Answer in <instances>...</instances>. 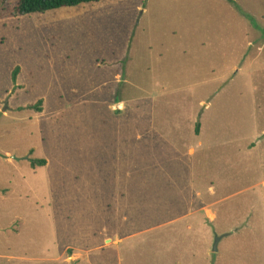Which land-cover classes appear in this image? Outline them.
<instances>
[{
	"label": "rangeland",
	"instance_id": "1",
	"mask_svg": "<svg viewBox=\"0 0 264 264\" xmlns=\"http://www.w3.org/2000/svg\"><path fill=\"white\" fill-rule=\"evenodd\" d=\"M17 1L0 264H264V0Z\"/></svg>",
	"mask_w": 264,
	"mask_h": 264
},
{
	"label": "trees",
	"instance_id": "2",
	"mask_svg": "<svg viewBox=\"0 0 264 264\" xmlns=\"http://www.w3.org/2000/svg\"><path fill=\"white\" fill-rule=\"evenodd\" d=\"M8 0H0V16L3 14L4 8L7 4ZM106 0H18L14 9H13V15L14 16H23L33 13H45L49 10L57 9V8H63V7H73L78 6L80 4L84 3H96V2H102ZM231 2H234L233 0H229ZM239 7V6H238ZM240 9V8H239ZM241 10V9H240ZM241 12L250 18L253 22V24H258L255 18L251 15H249L247 12L241 10ZM20 67L17 66L16 69L13 72V80H17V76L19 74ZM43 100H39L38 105L42 104ZM31 106V108H37L38 111H41V106ZM201 124L199 123L196 127V133L199 134ZM47 161L45 159L40 160H33L32 164L34 166L36 165H45Z\"/></svg>",
	"mask_w": 264,
	"mask_h": 264
},
{
	"label": "water",
	"instance_id": "3",
	"mask_svg": "<svg viewBox=\"0 0 264 264\" xmlns=\"http://www.w3.org/2000/svg\"><path fill=\"white\" fill-rule=\"evenodd\" d=\"M219 240H220V238L218 237V238H217V243H218ZM217 243H216L215 246H214V250H215V251L217 250V245H218Z\"/></svg>",
	"mask_w": 264,
	"mask_h": 264
},
{
	"label": "crops",
	"instance_id": "4",
	"mask_svg": "<svg viewBox=\"0 0 264 264\" xmlns=\"http://www.w3.org/2000/svg\"><path fill=\"white\" fill-rule=\"evenodd\" d=\"M107 242H109V243H110V242H112V240L109 238V239L107 240Z\"/></svg>",
	"mask_w": 264,
	"mask_h": 264
}]
</instances>
